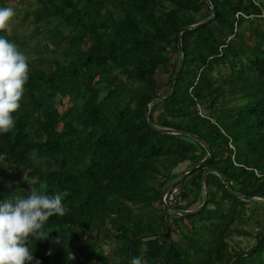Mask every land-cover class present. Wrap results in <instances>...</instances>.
<instances>
[{
  "label": "trees",
  "instance_id": "trees-1",
  "mask_svg": "<svg viewBox=\"0 0 264 264\" xmlns=\"http://www.w3.org/2000/svg\"><path fill=\"white\" fill-rule=\"evenodd\" d=\"M40 1L33 21L62 22L48 42L66 59L31 65L14 127L0 133V165L10 166L0 189L18 169L23 184L7 195L26 198L42 185L49 195L67 192L65 215L44 226L48 239L26 245L31 264H264V218L261 230L245 228L259 224L254 198L264 200V0H211L216 16L182 32L181 70L155 103L177 68L180 30L212 16L206 0ZM0 36L24 44L7 30ZM191 134L211 155L180 177L179 165L207 156ZM206 169L197 214L161 205L176 180L183 209L196 208ZM236 236L254 243L242 248Z\"/></svg>",
  "mask_w": 264,
  "mask_h": 264
},
{
  "label": "clouds",
  "instance_id": "clouds-1",
  "mask_svg": "<svg viewBox=\"0 0 264 264\" xmlns=\"http://www.w3.org/2000/svg\"><path fill=\"white\" fill-rule=\"evenodd\" d=\"M14 15L11 7H0V32L9 29ZM28 75L27 57L0 36V133L14 127ZM66 196L67 192L49 195L42 185L31 189L26 198L10 195V200L0 202V264H31L33 255L26 245L33 238L48 239L50 231L44 226L50 217L65 215L62 202ZM131 264H141V260L133 258Z\"/></svg>",
  "mask_w": 264,
  "mask_h": 264
},
{
  "label": "rangeland",
  "instance_id": "rangeland-1",
  "mask_svg": "<svg viewBox=\"0 0 264 264\" xmlns=\"http://www.w3.org/2000/svg\"><path fill=\"white\" fill-rule=\"evenodd\" d=\"M40 3V0H0V7H11L15 13L7 31L9 32L11 40H15L16 35H18L21 40L23 37V45H14L27 57L29 68L31 67V65L39 66L40 63L46 64L48 66L50 62L46 59H48L49 57H54L62 61L66 59V55L63 52V47L55 48L48 42L49 38L52 37L54 28L63 27L62 22L56 18L45 20L40 24H37L33 21V15L31 13L37 6L40 5ZM64 32H66V29L64 30ZM170 56L172 60H174L177 56L173 46H170ZM33 58H35V60H33ZM38 58L42 60L38 61ZM172 65L173 63L170 64V67ZM160 78V81H165L168 78V75L166 73H162L160 75ZM66 100L67 99L64 98L61 104H58V109L60 111H62L67 105ZM242 102L243 98L239 96L236 103L241 104ZM226 103L227 99L220 101L221 105H225ZM0 169L4 170V172L0 171V179L7 177V174L10 171V166L6 165L5 161H1ZM16 172L19 173L20 177H17L15 180L8 179L2 185V189H0V202H3L4 200H10V195L16 197L13 192H11L10 195H7L6 192L11 191L16 186L23 184L22 177L24 173L22 171H18V169L16 170ZM254 199L256 200V203L254 202L253 204H251V207H256V209L258 210L257 216L259 219V224L257 225L254 221H249L245 225V228L252 234L263 228L262 221L264 218V200L259 197H255ZM202 214L204 217L207 216V213L205 211ZM172 236L174 239L177 238L175 231L172 232ZM236 239L239 240L241 247L246 249L254 243L253 239L250 236H236ZM102 248L105 253H109L110 250L107 245L103 244Z\"/></svg>",
  "mask_w": 264,
  "mask_h": 264
},
{
  "label": "water",
  "instance_id": "water-1",
  "mask_svg": "<svg viewBox=\"0 0 264 264\" xmlns=\"http://www.w3.org/2000/svg\"><path fill=\"white\" fill-rule=\"evenodd\" d=\"M207 1V4L212 12V16H210L209 18L205 19V20H202L200 22H197L195 24H192V25H187V26H184L180 32H179V35L177 37V47H178V52H179V61H178V64H177V68L169 82V90L166 94V96H162L160 98H157V99H154L151 101V103H155L159 100H162V99H165L166 97H168L170 94H171V91L173 89V86H174V82L181 70V67H182V63H183V52H182V47H181V34L183 31H185L186 29H190V28H193V27H197L199 25H202L203 23H206L208 22L210 19L214 18L216 16V9L215 7L212 5L211 3V0H206ZM149 110H150V104H148L147 108H146V112H145V116L148 120V122L150 124H152V120L150 119L149 117ZM162 130H166V131H169V132H172V133H181V134H188L187 131H184V130H178V129H171V128H163ZM195 139H197L203 146H205L206 150H207V156L204 157L202 160H200L199 162L195 163L194 165L184 169L182 171V176L186 173H188L189 171H191L192 169L194 168H197L199 166H201L205 160L211 155V150L210 148L195 134H191ZM209 172H213L212 169H206L203 173V176H202V195H203V200L202 202L194 209H186V210H179V215H183V216H187V215H193V214H197L203 207H204V204H205V201H206V194H207V175ZM222 182L225 184L226 188L232 192L230 186L228 185V183L226 182L225 178L220 175L218 172H216ZM176 184V180L169 183L168 185H166L162 190H161V193H160V203L162 206H164L166 208V210H171L170 207L167 205V203L164 201V195L165 193L167 192V190L169 189V187H171L172 185ZM260 198V197H259Z\"/></svg>",
  "mask_w": 264,
  "mask_h": 264
},
{
  "label": "built area",
  "instance_id": "built-area-1",
  "mask_svg": "<svg viewBox=\"0 0 264 264\" xmlns=\"http://www.w3.org/2000/svg\"><path fill=\"white\" fill-rule=\"evenodd\" d=\"M197 110L201 116L205 115L200 104H197ZM182 193V189L178 185L174 184L169 187L164 195V201L167 203L170 209L174 210L177 214H179V210H185L183 209V206L186 205V200Z\"/></svg>",
  "mask_w": 264,
  "mask_h": 264
},
{
  "label": "crops",
  "instance_id": "crops-1",
  "mask_svg": "<svg viewBox=\"0 0 264 264\" xmlns=\"http://www.w3.org/2000/svg\"><path fill=\"white\" fill-rule=\"evenodd\" d=\"M183 169H185V164H181V165H179V167L176 169V171L177 172H179V171H183ZM182 176V173H181V175H180V177ZM196 205H193L192 206V208L193 207H195Z\"/></svg>",
  "mask_w": 264,
  "mask_h": 264
}]
</instances>
